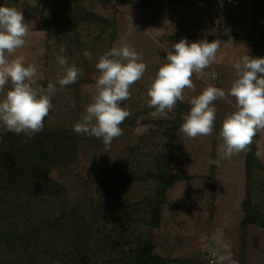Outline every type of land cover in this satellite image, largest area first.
<instances>
[{"label": "rangeland", "instance_id": "obj_1", "mask_svg": "<svg viewBox=\"0 0 264 264\" xmlns=\"http://www.w3.org/2000/svg\"><path fill=\"white\" fill-rule=\"evenodd\" d=\"M148 1L0 0V6L21 11L29 29L25 46L13 55H22L26 63L36 66L38 86L55 84L52 108L46 116L51 128L74 129L96 94L99 56L113 46L130 45L147 66L142 78L130 87V98L121 102L130 113L124 122L133 125L121 127L123 134L107 149L101 139L86 137L80 144L78 160L66 172L54 169L51 177L68 186L70 203L76 198L94 197L104 175H113L117 180V196L124 190L133 195L136 188H125L115 170H123L118 163L124 153L139 144L142 153L154 160V155L164 152L165 144L171 140L175 148L173 172L180 179L167 191L159 226L152 230L154 254L168 261L164 264H211V251H220L212 237L222 233L231 244L237 264H264V228L255 224L243 227V203L249 198L260 203L264 197V169L257 166L252 178H248L245 163L249 150L234 154L231 159H224L217 152L222 143L217 137L232 106L221 99L214 101L219 129L214 127L211 135L193 139L179 133L181 125L175 129L172 124L178 103L167 118L153 117L151 112L155 109L148 106L147 95L156 72L165 62L166 50H171L181 38L189 42L207 38L220 43L216 59L204 70V79L192 77L196 90L185 89L183 103L190 106L188 99L208 85L227 92L237 78L233 65L245 54L257 55L253 43L225 37L252 31L264 36V9L254 8L253 0H187L182 5L152 0V5H146ZM84 16L91 21L82 20ZM61 48L66 51L60 53ZM84 51L91 53L90 59L84 57ZM58 54L68 57V66L81 70L75 83L64 87L58 84L57 77L64 74ZM261 55L264 57V49ZM10 86L9 83L0 91V99ZM229 99L235 103L234 98ZM7 131L0 122V132ZM254 140L252 145L257 151L256 141L264 144V133ZM212 160H219V165L212 164ZM257 162L264 166V157H257ZM34 205L36 220L51 218V205L44 201ZM38 259L41 264L48 263L40 255Z\"/></svg>", "mask_w": 264, "mask_h": 264}, {"label": "trees", "instance_id": "obj_2", "mask_svg": "<svg viewBox=\"0 0 264 264\" xmlns=\"http://www.w3.org/2000/svg\"><path fill=\"white\" fill-rule=\"evenodd\" d=\"M167 1L182 5L187 0ZM253 1L254 8L264 9V0ZM152 4L149 0L146 5ZM82 20L91 21L88 16ZM225 39L253 43L256 57H263L264 36L255 31ZM177 103L172 120L175 129L183 123L181 115L190 110L189 105ZM46 119L42 131L32 138L0 132V264H41L39 255L47 264L167 263L154 254L152 230L159 226L167 191L180 179L173 172L174 143L169 140L166 150L154 155V160L142 153L139 144L124 153L118 163L123 170H115L125 188H136L133 195L124 190L117 196V180L104 175L94 197L70 203L68 186L51 177V172L68 171L88 136L74 129L51 128ZM214 127L219 129L216 122ZM255 152L251 145L245 163L248 178L257 166L264 169ZM42 201L54 212L51 218L36 220L34 204ZM243 210V227L255 224L264 228V197L260 203L249 198Z\"/></svg>", "mask_w": 264, "mask_h": 264}, {"label": "clouds", "instance_id": "obj_3", "mask_svg": "<svg viewBox=\"0 0 264 264\" xmlns=\"http://www.w3.org/2000/svg\"><path fill=\"white\" fill-rule=\"evenodd\" d=\"M28 35L23 13L13 6H0V91L9 83L11 85L0 99V122L8 131L32 138L44 127L56 87L52 82L46 88L38 86L36 66L26 63L22 55H13L25 46ZM219 48L217 40L204 38L189 42L187 38H181L171 50H166L165 62L147 90L148 106L155 109L151 112L153 117L167 118V113L178 101H185V89L195 92L192 77L204 79V70L216 59ZM65 51V48L60 49V53ZM83 55L91 58L89 51H84ZM57 60L64 67V74L57 77L58 84L64 87L75 83L81 70L75 65L68 66L66 56L58 54ZM146 67L141 55L128 44L113 46L101 54L96 63L100 73L96 80V94L74 125V131L101 139L107 149L123 134L120 125L130 113L121 102L130 98V87L142 78ZM233 67L237 78L227 92L208 85L188 99L190 110L181 115L183 123L179 129L183 136L193 139L211 135L216 120L214 101L224 100L233 108L226 114L217 137L222 141L217 152L224 159L250 150L254 138L264 133V57L245 54ZM229 97L234 98V104ZM256 146L255 155L264 157V144L256 141ZM211 163L218 166L219 160ZM212 240L220 251H211L214 258L211 264H237L231 253V244L223 239L222 233L214 235Z\"/></svg>", "mask_w": 264, "mask_h": 264}]
</instances>
